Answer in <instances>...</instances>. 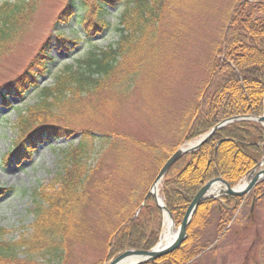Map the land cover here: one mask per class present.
Masks as SVG:
<instances>
[{
  "label": "trees",
  "instance_id": "trees-1",
  "mask_svg": "<svg viewBox=\"0 0 264 264\" xmlns=\"http://www.w3.org/2000/svg\"><path fill=\"white\" fill-rule=\"evenodd\" d=\"M37 1L0 2V60L24 32ZM187 2L66 0L63 14L70 12L72 16L58 15L66 26H72L65 31L57 17L55 33L40 44L12 86L0 88V107H11L9 95L21 98L29 88L38 87L37 76L54 60V48L67 52L77 48L80 41L87 44L94 36L109 32L107 13L117 7L118 39L102 48L86 46L79 57L62 65L49 86L39 88L34 102L15 114V140L5 155L7 161L11 155L30 157L42 142L75 131L81 139L63 149L62 170L50 189L35 194L29 232L13 242L0 241V257L13 259L20 252L23 264H65L70 248L79 244L84 251L96 249L98 257L90 264H101L124 250L152 248L162 231V211L153 196L139 206L163 162L177 147L201 137L216 123L263 112L264 0H232L228 14L221 17L225 23L217 29L218 39L215 36L211 43L212 53L204 62L207 77L181 109L164 114L162 108V127L169 131L170 143L147 142L109 127L116 118V108L128 94L139 88L145 92V83L166 81L161 77L168 64L176 61L178 43L188 33L185 17L192 9ZM171 21L176 23L168 33L162 26ZM74 31L71 39L68 35ZM149 90L154 96L148 99H154L155 94L164 97V87L161 93L153 87ZM76 116L81 121L72 120ZM95 140L102 149L97 151V162L112 154L113 165L102 176L97 172L103 163L95 169L89 163L97 147ZM263 142L264 126L238 120L217 129L198 149L177 159L159 190L174 220L182 219L207 180L219 175L230 185L237 184L258 162ZM263 199L256 202L253 214L264 206ZM215 203L213 198L201 201L187 226V240L155 263L145 264H201L207 254L213 259L217 252L234 245L231 242L238 236L230 233L231 229L239 232L242 221L254 216L251 213L246 218L248 214L241 213L238 205L229 210L222 207L218 212ZM91 205L95 218L86 213ZM259 256L263 261L256 264H264V250Z\"/></svg>",
  "mask_w": 264,
  "mask_h": 264
},
{
  "label": "rangeland",
  "instance_id": "rangeland-1",
  "mask_svg": "<svg viewBox=\"0 0 264 264\" xmlns=\"http://www.w3.org/2000/svg\"><path fill=\"white\" fill-rule=\"evenodd\" d=\"M65 1L66 0L37 1V7L31 14V18L25 22L26 28L24 32L20 35L15 44L12 45L11 51L0 60V88L2 87L3 89L4 87V89H6V87L12 86L10 84H12L16 76L21 74L27 67V64L37 52V48L40 44L47 39V36L55 33L53 23L57 17L61 21L60 24L65 31L68 30L70 25L72 26L73 23L66 26L62 22L63 19L60 18V15L65 12ZM183 1H188L187 6L190 5L192 9L188 11V15L185 17L188 33L184 36V39L181 38V41L178 43L176 48L177 55L175 56L176 61H171L168 64L164 71V77H161L162 79L166 78V81L158 80V84L153 83V85L145 83L144 87L148 89L145 92L139 88V90L134 91L132 94H128L126 100L116 108V118L111 126H109L110 128L122 134H129L137 139L141 138L147 142L160 140L170 143L169 131H166L165 128L162 127L165 120L163 119L162 108L164 107V114L168 110L175 112L181 109L184 102L192 97L200 82L207 77L208 74L204 69V62L212 53L211 43L214 42L213 38L215 36L218 39L219 30L217 31V29H220L222 22L225 23L224 19H221V17L228 14L232 0ZM0 2H2V0H0ZM116 8L117 7H111L107 13V19L111 24V30L109 32H105L102 35L95 34L96 36L87 44L81 43L80 41L77 48L67 52L60 48L59 50L54 48L51 52L54 60L47 64L45 72L37 76L38 87L34 89L29 88L21 98H19V96L9 95L12 106L0 107V116L2 117L0 121V241L5 240L13 242L18 240L23 233L29 232L30 224L33 219L31 210L33 209L34 200H36L35 194L37 192H42L43 189H50L56 181L55 177L57 173L62 170L63 149L70 145L74 146V144L81 139V134L75 131L70 136H63V138L60 139L53 138L52 140L42 142L37 146L30 157H26L25 155L23 158H18L16 155H11L9 161H7L5 155L15 140V130L12 126L17 117L15 114L18 109L23 111L28 104L34 102L39 96V88L41 86H49V84L52 83L53 76L60 70L62 65L70 63L75 58L79 57L86 46H97L102 48L118 39L119 34L115 29L117 25ZM65 16L71 17L72 14H70V12L65 15L63 14V17ZM175 23L176 21L165 23L162 29L170 33L169 30L172 29ZM75 34L76 32L74 31L68 36H71L72 39ZM161 86L164 87V97H162L164 101L161 100L162 98L160 95L155 93L154 99H148L149 96H154L149 89L153 87V89L161 93ZM170 101L171 103L169 104ZM72 120L81 121L79 116L73 117ZM199 138L183 143V145L177 148L194 144ZM96 140L94 143L97 142ZM99 146L100 145L97 144L93 152L94 156H92L89 163L94 169L100 165V163H103L97 172L98 175L102 176L106 174L108 166L113 165V161L112 154H107L102 162H97L100 156L97 151L99 152L102 150ZM260 168L261 167L258 169L260 170ZM246 179L247 178L244 177L242 181H239L240 184ZM117 183L119 184V182ZM7 188L11 189L8 193L5 192ZM240 197H242V195ZM240 197L236 198L240 199ZM218 199L223 201L224 198L223 196H218ZM251 202H246L243 199L246 214L248 210L251 209ZM255 212V214L252 212L254 217L250 218L249 221H247V219L242 221L239 227L241 236H239V232L232 230L233 228L231 229L230 233H235V235L238 236L235 241L231 242L234 245L224 248L222 253L217 252L213 259L211 253L207 254L205 257L202 256V260L205 261H200V263H262L263 259L259 256V252L260 250H264V206L262 208H257ZM86 213L91 218H95L96 216V211L93 209L92 205L87 207ZM181 220L174 221L173 232H176V226ZM230 225L231 222L225 223L224 226L228 228ZM164 229V225L162 224L161 234H163ZM187 235L188 231L186 230L185 240H187ZM261 244L263 245L261 246ZM70 249L71 255H69L68 261L65 264H90L91 261L98 257L96 249L84 251V248L79 244L73 245ZM246 250L247 253H245ZM253 251H255V254L252 256L253 258L251 257L250 259L249 255H251ZM245 254H247V257ZM16 255V258L13 259L4 256L0 257V264H23L24 256L21 255L20 252ZM160 258L161 257L146 263H155V261ZM110 259L105 262L102 261L101 264H106Z\"/></svg>",
  "mask_w": 264,
  "mask_h": 264
},
{
  "label": "water",
  "instance_id": "water-1",
  "mask_svg": "<svg viewBox=\"0 0 264 264\" xmlns=\"http://www.w3.org/2000/svg\"><path fill=\"white\" fill-rule=\"evenodd\" d=\"M254 120L255 122H259L264 126V111L258 117L253 115H236L230 118H226L225 120L215 124L204 136L197 139L194 144L186 145L180 148H177L173 151V153L163 162L162 167L156 173L157 175L154 177L149 190L144 195L142 203L139 206L142 207L144 202L148 199L149 196H153L155 199L156 206L159 207L163 212V218L165 216L170 219V228H173L174 219L168 210V208L163 204V202L159 199L158 195V184L163 180L166 175V172L169 168L174 164V162L179 159L183 154L194 152V150L198 149L201 145L205 143V141L210 138L217 129L225 126L228 123L236 122L237 120ZM264 162V157L261 158L260 162L256 164L246 177L247 183L245 185L238 184L235 186H231L229 182H226L221 176H217L210 180H207L206 183L196 192V195L193 197L191 202L187 205L186 211L183 214V218L180 223L176 226V232L172 235L171 240L165 245L160 244L159 241L155 244L154 247L150 249H128L122 251L121 254L113 257L106 264H145L146 262L153 261L156 258L165 256L166 254L173 252L177 247L185 241L186 239V230L187 225L192 219V215L197 210L198 204L207 198H218V196L223 195L226 198L229 197H240V195H244L249 193L251 187L257 183L261 178L264 177V168L257 171V168ZM218 186L216 187V185ZM244 184V183H243ZM252 209V208H251ZM129 260V261H128ZM132 260V262L130 261Z\"/></svg>",
  "mask_w": 264,
  "mask_h": 264
},
{
  "label": "flooded vegetation",
  "instance_id": "flooded-vegetation-1",
  "mask_svg": "<svg viewBox=\"0 0 264 264\" xmlns=\"http://www.w3.org/2000/svg\"><path fill=\"white\" fill-rule=\"evenodd\" d=\"M262 148V151H261V156H260V158H259V160H258V162L257 163H259V161H260V159L261 158H263L264 157V145L261 147ZM256 163V164H257ZM255 164V165H256ZM259 167H261L260 169H262V168H264V165H260ZM259 189V190H258ZM258 190V193L256 192ZM250 193L247 195H245V196H242V197H240V199L239 198H229V199H223V201L220 199H218V201H217V199H216V209L218 210V212L219 211H221V209H222V207H224V208H226V209H234L235 208V206H237L238 205V207L240 208L241 207V210H240V212L241 213H244V212H246L245 210H244V203H243V199L246 201V202H251V201H253V202H251V204H250V206H252V204H254L255 203V205L257 204L256 202L258 201V200H260V199H262V197H264V177L263 178H261V180H259L257 183H255L252 187H251V189H250V191H249ZM242 199V200H241ZM254 205V206H255ZM252 208V207H251ZM248 215L246 216V218H248L249 217V210H248V213H247Z\"/></svg>",
  "mask_w": 264,
  "mask_h": 264
},
{
  "label": "bare ground",
  "instance_id": "bare-ground-1",
  "mask_svg": "<svg viewBox=\"0 0 264 264\" xmlns=\"http://www.w3.org/2000/svg\"><path fill=\"white\" fill-rule=\"evenodd\" d=\"M236 169H237V166L235 167V171H236ZM245 183H247V181L244 182V184H242V185H245ZM217 186H218V184L216 185V187ZM159 198L161 200V197H159ZM164 218H165V221H164V228L165 229H164V232L160 238V240H161L160 244L161 245H165V243L169 242L171 240L172 234L174 233L173 228L172 229L170 228L171 225H170L169 217L165 216ZM130 261L132 262V260H130Z\"/></svg>",
  "mask_w": 264,
  "mask_h": 264
}]
</instances>
